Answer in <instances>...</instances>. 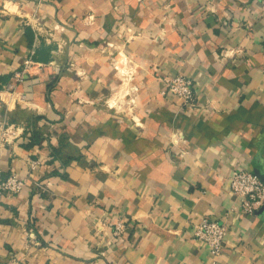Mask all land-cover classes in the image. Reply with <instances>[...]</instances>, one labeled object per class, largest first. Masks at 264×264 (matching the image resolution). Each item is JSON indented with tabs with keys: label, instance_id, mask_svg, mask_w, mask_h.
<instances>
[{
	"label": "crops",
	"instance_id": "0c3cea01",
	"mask_svg": "<svg viewBox=\"0 0 264 264\" xmlns=\"http://www.w3.org/2000/svg\"><path fill=\"white\" fill-rule=\"evenodd\" d=\"M262 1L0 0V167L30 182L0 202V264H264V207L229 214L231 177L264 178ZM180 74L192 110L162 94ZM204 219L229 223L218 258Z\"/></svg>",
	"mask_w": 264,
	"mask_h": 264
},
{
	"label": "built area",
	"instance_id": "2783aa9c",
	"mask_svg": "<svg viewBox=\"0 0 264 264\" xmlns=\"http://www.w3.org/2000/svg\"><path fill=\"white\" fill-rule=\"evenodd\" d=\"M261 16L264 18V0L262 1ZM42 68H44V65L28 60L22 70L14 73L8 91L15 90L28 76L32 75L35 71H41ZM164 86L163 95L178 100L183 107L189 110L197 107L195 85L191 77L184 74L166 77L164 79ZM19 137V128L14 126L6 127L0 133V141L3 144L13 143ZM29 183L26 180H22L16 174L5 176L0 167V202L4 196L13 197L21 194ZM33 184L37 189L44 188L43 184L39 181H35ZM230 189L238 199L239 207L233 208L229 214L238 211L244 215L253 216L264 207V181L255 172L247 169L238 170L230 179ZM124 230L125 224L118 222L115 226V235H121ZM228 232L229 223L227 221L204 219L196 226L194 235L197 240L202 241L208 246L214 258H218L223 252ZM34 243L38 246L41 245L37 239Z\"/></svg>",
	"mask_w": 264,
	"mask_h": 264
},
{
	"label": "water",
	"instance_id": "95a60500",
	"mask_svg": "<svg viewBox=\"0 0 264 264\" xmlns=\"http://www.w3.org/2000/svg\"><path fill=\"white\" fill-rule=\"evenodd\" d=\"M257 175H259L260 177H261V179L264 181V178H263V176L260 174V173H258V172H255Z\"/></svg>",
	"mask_w": 264,
	"mask_h": 264
}]
</instances>
